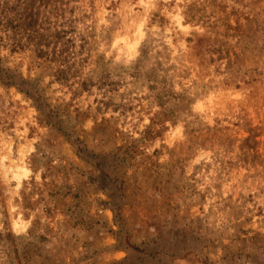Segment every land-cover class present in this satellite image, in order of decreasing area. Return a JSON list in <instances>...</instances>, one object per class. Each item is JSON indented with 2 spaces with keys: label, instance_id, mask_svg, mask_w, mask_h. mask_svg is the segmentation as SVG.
<instances>
[{
  "label": "rangeland",
  "instance_id": "374dc122",
  "mask_svg": "<svg viewBox=\"0 0 264 264\" xmlns=\"http://www.w3.org/2000/svg\"><path fill=\"white\" fill-rule=\"evenodd\" d=\"M0 67V264H264V0H0Z\"/></svg>",
  "mask_w": 264,
  "mask_h": 264
},
{
  "label": "trees",
  "instance_id": "16d2710c",
  "mask_svg": "<svg viewBox=\"0 0 264 264\" xmlns=\"http://www.w3.org/2000/svg\"><path fill=\"white\" fill-rule=\"evenodd\" d=\"M184 15H185V20L188 22H191V20L194 23H197L200 21V15H195L194 13V9L192 8L191 5H187L186 10L184 11ZM214 30V29H211ZM217 32V31H215ZM26 81L22 76L20 75H10L9 73L7 74L5 70H2V68L0 67V83L8 86H15L17 89L22 90L21 89V84ZM25 92H32V89L30 90H26ZM31 94V93H29ZM159 104L161 105L162 103L159 102ZM160 113V112H159ZM163 114L164 119L168 118L171 121H175V117H171V115L168 112H161Z\"/></svg>",
  "mask_w": 264,
  "mask_h": 264
}]
</instances>
